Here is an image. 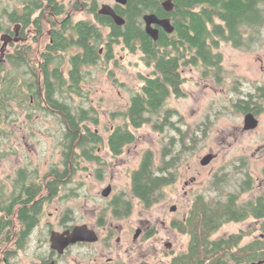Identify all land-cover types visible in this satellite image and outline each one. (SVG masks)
<instances>
[{
	"label": "flooded vegetation",
	"instance_id": "af4514ba",
	"mask_svg": "<svg viewBox=\"0 0 264 264\" xmlns=\"http://www.w3.org/2000/svg\"><path fill=\"white\" fill-rule=\"evenodd\" d=\"M185 2L186 0H11L9 7L3 4L0 9V70L8 71L15 68L9 58L16 56L21 48H26L32 57H36L37 62L33 63L35 69H43L42 57L49 50V45L54 43L52 31H64L63 38L69 40L70 35L73 34L72 26L79 22H88L97 26L102 31L103 37L106 38V42L98 50L99 61L85 67V70H90V67L108 63L114 57L115 46H121L122 49L127 50L125 40L128 28L124 27L130 18L134 20L139 15L142 31L150 39L156 41L161 36L174 31L175 18ZM198 7H200L199 3L192 5V9ZM4 8H8L9 14L3 13ZM128 17L130 18L128 19ZM103 20L107 21L102 22ZM160 21H168L169 28H172L171 32L167 31ZM148 22L150 23L148 24ZM114 26L124 28L123 36L119 35L116 41L111 39L113 41L109 45V47L111 46V57L107 59L109 42L107 37ZM147 28L154 30L156 39L147 32ZM260 30L261 37L264 38V23ZM252 33L251 30H248L245 35ZM134 41L136 50L141 52L139 48L141 43L138 40ZM81 51V46L54 51L53 54H60L64 58L60 70L66 73L71 67L67 57ZM53 67L52 63H48L46 66L50 70H53ZM180 71L182 74L181 69ZM42 101L40 106L35 107V102L31 98L30 106L34 109V114L32 111L30 113L25 111L26 108L20 107L15 97L6 100L4 107L7 108V112L2 115L0 121V130H2L1 134L5 137V141L11 138L8 137L10 132L6 128L8 119H12L15 124L21 111H24V115L28 119L32 115L33 117L37 114L40 115L43 111L42 106L45 105L44 99ZM8 108H10L9 111ZM167 108L170 109L168 106ZM50 110L52 113L48 115L53 119L55 114H61L60 111ZM263 111L259 114L241 111L243 125L246 114L252 113L259 121V116L264 113ZM172 114L174 117L177 112ZM54 122L56 126L52 128L54 133L59 135L56 144L59 148L57 160L44 164V167L32 165L24 160L18 163L15 161L10 165L9 170L5 168L6 171L0 173L2 195L8 199L12 195L16 198V204L10 214V209L4 208V202H0V264H150L147 261L145 243L157 235L159 228L158 223L151 222L146 217V211L160 200L147 206L132 193L130 176V193L115 190L113 185L108 182L100 192L102 202L95 203L91 208H87L86 204H79L77 220H74L73 223L69 222L61 209L62 203L66 199L65 186L67 180L77 172L80 160L83 158L80 157L74 164L70 159L67 164L63 153V144L60 142V132L58 131L60 127L55 119ZM4 126L6 129H3ZM11 132L13 134L12 130ZM0 146L2 147L0 162L6 156H17L15 145H12L13 148L10 151L3 149L6 145L1 144ZM99 148L96 149V153ZM109 153L112 157L117 156L110 151ZM91 162L98 166L94 170L95 176L101 178L103 169L100 164L104 161ZM245 162L244 160L238 162L240 166L236 173L240 176L235 182L233 191L234 204L239 217L221 223L208 236L204 235V238L207 237L205 241L194 239L193 230L182 226L188 224L190 215H193L196 206L202 200L209 201L213 198L205 197L204 193L201 194L194 190L191 185L196 182L197 176L191 175V178L184 182L185 186H188L189 189L192 188L190 189L192 197L187 212L180 218L171 217L169 219L166 226L172 234L171 239L162 241L159 238L156 241V243H163L166 248H170L171 257L168 261H163L160 258L153 264H178L179 257L188 253L190 243H220V241L232 237L235 239L230 243H237V249L255 246L258 252L264 253V174L260 177L253 175L251 171L244 169ZM199 164L201 165L200 160ZM177 169L178 166L175 171ZM28 180H32L37 189L28 187L30 185ZM177 181L178 178L175 175V179L168 185H174ZM34 185L33 188H35ZM106 189H108V193L104 194ZM31 190L34 191V194L33 191L30 192ZM30 197V201L25 202ZM12 201L13 199L10 203ZM172 207L175 209L171 210ZM175 210L176 205H171L170 211ZM160 223L165 224V221H160ZM230 223L236 225L235 231L216 237L220 228ZM74 228L80 229L81 236L85 240H76L60 248L63 243H66L64 238ZM179 235L187 237L185 242L187 245L184 250H176L172 245V243H184L183 240L178 239ZM53 244L59 245L60 250L54 248ZM72 249L75 252L74 260L72 263H67L66 255ZM251 264H264V258L260 257Z\"/></svg>",
	"mask_w": 264,
	"mask_h": 264
},
{
	"label": "trees",
	"instance_id": "16d2710c",
	"mask_svg": "<svg viewBox=\"0 0 264 264\" xmlns=\"http://www.w3.org/2000/svg\"><path fill=\"white\" fill-rule=\"evenodd\" d=\"M195 3H199L200 7L192 9ZM183 7L175 18L174 31L156 41L142 31L139 15L134 20H131V16L128 17L130 20L124 27L128 28L126 48L134 52V40H138L141 43L139 48L144 62L152 71L148 75L140 76L142 84L130 95L127 106L123 110L110 113V116L123 120L106 137L107 147L113 155L121 154L124 146L133 143V129L140 128L145 123L151 121L153 126L159 129L167 125L173 126L170 120L172 113L176 112L168 109L166 103L171 95L183 94L181 87L184 78L180 71L183 66L199 65L203 75H210L219 82L223 74L222 55L215 49L219 47L220 42H230L235 48L245 50L253 49L255 45L259 46L263 42L260 28L264 23V0H186ZM7 9L4 8L3 11L6 15L9 14ZM123 29L114 26L107 37L110 42L107 47V59L111 57L109 45L116 41L119 35L123 36ZM248 30L253 33L245 35ZM72 32L68 40L63 38L64 31H52L54 43L49 45V50L42 57L41 70L34 68L33 63L36 64L37 59L32 57L26 48L19 49L16 56L9 58L15 68L0 70V121L2 115L7 112L4 107L6 100L15 97L20 107L35 114L30 106L31 98L35 107L40 106L44 99L45 105L42 106L41 113L48 116L52 113L50 109L61 112L55 114L54 119L60 127V142L63 144L67 164L70 159L74 164L79 156L85 161L100 162L96 149L103 142V138L88 126V122L98 123V114L88 103V92L83 84L87 83L90 71L85 70V67L99 61L98 50L106 42V38L97 26L88 22L74 24ZM75 46H81L82 51L67 57L71 67L64 73L60 70L64 58L53 53ZM48 63L54 64L53 70L46 68ZM75 97H79L83 103H75ZM233 107L240 112H262L264 86L259 85L252 92L245 93L243 98L238 97L233 101ZM179 135V139L171 138L163 148L159 166H155L153 154L147 151L138 167L131 173V191L147 206L159 201L163 197L162 189L175 179V169L180 159L191 148L187 146L186 139H191L192 144L195 141L190 133L181 131ZM224 178L216 175L214 186L217 185L216 188L219 189V182ZM28 182V187L37 189L32 180ZM1 192L0 189V202H4V208L10 209V214L16 204V198L14 195L9 196V199L4 198ZM218 193L212 200H202L193 215H190L188 224L182 226L191 228L196 240H207L204 235L208 236L221 223L239 217L234 204V192L221 193L218 190ZM29 194L31 196V193ZM30 199L31 197L25 202ZM234 239L235 237H232L220 243H190L188 253L179 257L178 264H251L260 257L264 258V253L258 252L255 246L237 249V243H230Z\"/></svg>",
	"mask_w": 264,
	"mask_h": 264
},
{
	"label": "rangeland",
	"instance_id": "374dc122",
	"mask_svg": "<svg viewBox=\"0 0 264 264\" xmlns=\"http://www.w3.org/2000/svg\"><path fill=\"white\" fill-rule=\"evenodd\" d=\"M10 1L2 0L0 9L3 4L9 7ZM215 50L222 55L221 80L218 82L210 75H203L199 65L183 66V94L171 95L166 105L177 112L170 120L173 126L167 125L159 129L150 121L140 128L133 129L135 141L124 146L120 155L113 157L108 151L106 137L111 128L123 120L110 116V113L126 107L130 95L142 84L140 76L148 75L152 68L145 64L139 50L130 52L121 46L114 47V57L108 63L89 68L87 83L83 87L88 92V103L96 109L99 120L97 124L88 122V126L103 138L97 151L104 161L100 164L103 174L101 178H97L94 170L98 166L91 161L80 160L77 172L65 186L66 199L61 207L69 222L77 220L79 204H86L87 208H91L95 203L102 202L100 192L108 182L115 190L130 193V176L140 164L143 154L151 151L155 166H159L163 148L171 138L179 139L181 131L192 134L195 141L193 144L191 139L185 141L191 148L182 156L177 172L175 171L178 181L163 188L160 202L146 211V217L151 222L158 223L159 228L157 235L145 243L147 261L150 264L160 258L168 261L171 257L170 248L156 241L159 238L162 241L171 239L172 234L166 226L169 219L180 218L187 212L192 188L189 189L184 182L189 180L191 175L197 176L196 182L191 185L194 190L204 193L205 197L214 198L219 194L218 190L221 193L234 191L235 182L240 176L236 173L240 160L246 161L244 169L251 171L253 175L260 177L264 174V113L259 116L256 128L244 131L243 115L233 107V101L238 97H244L245 93L252 92L259 85L264 86V38L261 45H255L249 50L235 48L226 41L220 42ZM74 100L75 103H83L79 97ZM46 115L41 113L28 119L24 111H21L15 124L12 119H8L6 128L9 129L8 137L11 138L5 141V137L0 133V145H6L3 149L8 151L15 145L17 156L4 157L0 162V173L9 170L15 161L18 163L24 160L32 165L44 167V164L59 158V148L56 145L59 135L54 133L52 128L56 124L52 116ZM208 153L214 155L213 160L207 166H201L199 160ZM216 175L225 177L219 182V189L213 183ZM171 205H176L175 211H170ZM160 221H165V224H159ZM235 229V224H225L216 237ZM178 239L184 243H172L173 247L176 250H184L187 237L179 235ZM74 257L75 252L72 249L66 255L67 263H72Z\"/></svg>",
	"mask_w": 264,
	"mask_h": 264
},
{
	"label": "water",
	"instance_id": "95a60500",
	"mask_svg": "<svg viewBox=\"0 0 264 264\" xmlns=\"http://www.w3.org/2000/svg\"><path fill=\"white\" fill-rule=\"evenodd\" d=\"M150 22H148L149 24ZM160 23L167 29V31L172 30V28H169V22L168 21H160ZM154 30H151L150 28H147V32L149 34H151L153 36V38H157L156 34L153 33ZM258 125V120L257 118L252 114V113H248L245 115L244 117V125H243V129L244 130H252L254 129L256 126ZM213 155L211 153H208L206 155H204L201 159H200V163L201 165H207L211 162V160L213 159ZM104 194L108 193V189L104 190L103 192ZM175 208L172 207L171 210H174ZM82 232L80 231L79 228H74V230L67 235V237L64 238L66 243H63V245H61L60 248H63L64 246H66L67 244H69L70 242H74L76 240H85L82 236H81ZM54 248H59V245L57 244H53Z\"/></svg>",
	"mask_w": 264,
	"mask_h": 264
}]
</instances>
